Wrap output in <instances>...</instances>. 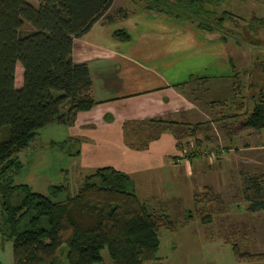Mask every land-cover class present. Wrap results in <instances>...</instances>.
<instances>
[{"label":"trees","instance_id":"trees-1","mask_svg":"<svg viewBox=\"0 0 264 264\" xmlns=\"http://www.w3.org/2000/svg\"><path fill=\"white\" fill-rule=\"evenodd\" d=\"M138 1L145 11L167 14L175 20L193 23L197 29L218 32L224 41L229 38L224 33V22L238 25L229 11L215 14L214 10L226 0H172V4L167 0ZM36 2L37 6L27 0H0L1 245L12 244L13 264H100L104 248L111 264L156 262L159 229L174 232L176 224L165 213L151 211L147 202L138 199L129 175L112 167L95 169L83 178L73 195L66 181L49 186L46 194L14 182L23 168L18 154L28 148L40 130L52 124L70 127L79 113L98 105L93 97L89 66L72 59L74 40L83 37L100 20L112 24L129 14L123 8L109 12L113 0ZM253 19L248 23L264 28V18ZM111 37L118 42L130 40L123 29L112 31ZM251 69L246 73L255 76L257 70L262 73L264 61L256 60ZM236 79L229 99L209 105L233 106L241 99L238 108L242 113L232 116L243 118L238 130L263 131L264 91L257 87L259 90L248 96L253 101L252 110L248 111V98H243V86ZM195 80L205 78L190 76L176 88ZM249 83L251 87L258 85L252 80ZM206 123L183 125L158 119L126 123L125 144L130 149L144 151L159 134L168 131L174 135L176 149L180 150V139L195 138L198 129ZM79 143L78 139L68 138L50 142L48 146L65 152L68 145ZM75 154L78 156L79 151ZM197 155L182 157L191 161ZM244 179L242 194L247 211L264 212V169ZM204 196H210L208 191ZM187 214L189 219L190 213ZM234 250L240 260L254 262L262 257Z\"/></svg>","mask_w":264,"mask_h":264},{"label":"crops","instance_id":"crops-1","mask_svg":"<svg viewBox=\"0 0 264 264\" xmlns=\"http://www.w3.org/2000/svg\"><path fill=\"white\" fill-rule=\"evenodd\" d=\"M115 2L113 0L109 9L111 13L115 12L112 11ZM116 5V10L122 8L120 4ZM139 8L114 26L100 20L83 37L74 40L72 59L89 66L93 97L98 105L79 113L70 127L56 124L46 127H50V141L61 142L68 138L80 141L76 145L80 147L76 158L78 168L71 179L63 177V182H74L77 173L86 176L95 169L112 167L131 177L139 200H150L162 206L174 199L166 196L163 184L177 179L169 178L162 183L156 171L164 163L168 168L166 161L173 157L171 163L185 164V174L193 173L190 160L178 153L174 135L165 132L150 142L144 151L130 149L125 144L124 125L150 119L183 125L208 122L195 135L196 140L205 142H208L207 130H213L214 124L221 123L225 132L221 153L226 156L238 152L237 161L244 165L243 170L245 165H252L261 172L264 169V130H238L243 118L231 116L242 113L239 105L235 106L238 108L235 111L230 104L223 107L209 105L222 98L220 94L229 99L237 77L243 86V98L251 97L252 91H264V71L259 73L261 76H256L259 89L249 83L252 80L255 84L256 77L246 73L248 66L251 69L256 65L254 56L239 41L222 40L218 32L201 31L193 24L181 23L167 14L143 12ZM114 29L126 30L130 40L118 42L112 39ZM190 76L205 80L191 81L185 87L176 88ZM219 115L220 118L211 119ZM234 120L236 123L231 122ZM197 157L200 158V154ZM39 163H42L40 157L37 158ZM62 168H56L59 176ZM147 173L150 174L147 176Z\"/></svg>","mask_w":264,"mask_h":264},{"label":"rangeland","instance_id":"rangeland-1","mask_svg":"<svg viewBox=\"0 0 264 264\" xmlns=\"http://www.w3.org/2000/svg\"><path fill=\"white\" fill-rule=\"evenodd\" d=\"M27 1L37 6L36 0ZM167 1L169 4L173 3L172 0ZM138 3L141 2L138 0H116L112 11H116V4H120V7L127 10V12H131L135 9H140L139 7L143 5ZM218 8L214 10L216 16L223 11L236 12L237 9L240 11L241 14H233L238 25L234 26L224 22V33L229 34L231 42L239 41L243 46L247 47L248 52L254 56L258 63L264 61V28L253 27V23L249 22L252 25L248 23V21L254 20L252 18L254 16H264V0H228L227 3L220 5ZM207 9L212 10L213 8L207 7ZM143 12L149 11L143 10ZM121 20L123 19H118L111 25L114 26L118 22L120 23ZM208 22H211V20ZM181 23L186 22L182 21ZM188 24L189 26L191 25V23ZM250 27H252V31L249 30ZM244 65L247 66V64ZM246 69L249 70L250 66ZM259 71H256L258 77L261 76ZM248 76L256 77L250 74ZM258 77L255 78L256 83L258 82ZM242 79H244L243 75H241ZM252 82L254 83V81ZM259 84L256 87H259ZM251 93H255V91ZM220 95L222 98L214 101L227 99L225 98L226 96L223 97V94ZM240 100L235 101L232 111L237 110L235 106L237 107L240 104ZM246 103L248 106L247 110H252L253 101L248 98ZM217 108L219 111L220 108ZM220 117L221 115L211 119ZM231 118L233 117L231 116ZM213 121L216 122V120ZM236 121L231 122L236 123ZM222 129L221 123L219 125L214 124L213 130H207L208 142L201 140L197 145L195 138L189 139L187 136H182L183 138L179 141L181 151L177 150L178 153L183 156L195 153L197 155V152H199L202 157H197L191 163L189 161L193 171L190 175L185 174V164L175 165L171 163L173 157L168 158L166 161L168 168L164 163V166H160L159 171H156V173H159L158 180L162 183L169 178L177 179L176 181L169 180L163 184L165 186L164 191L167 192L166 196L174 199L169 200L162 206L160 203L156 205L150 200L147 201V204L151 211L168 215L170 220L176 224V230L170 232L163 228L159 229L160 246L156 254L159 259L156 262L147 264H264V212L249 213L247 211V203L242 194L244 176H253L260 172L256 169V166L252 165L248 167L245 165V170L247 169L249 172L243 170L244 165L237 161L238 155L236 154L238 152L235 155L231 153V155L227 154L226 156L221 153L223 147L221 144H224L223 134L225 133ZM49 130L50 127L40 130L28 148L18 154V160L23 165V168L14 178L16 184L25 183L32 191L40 194H46L48 187L51 185L64 183L63 177L71 179L79 165L75 153L80 150V147L73 144L68 145L65 148L67 154L61 150L50 148L48 146L50 142L58 141H50L51 133ZM225 130L228 131L229 129L225 128ZM164 133L163 131L159 134L158 138ZM166 133L170 132L166 131ZM239 147L240 144L236 149ZM39 157L42 163L37 164V158ZM175 157H178V155ZM174 160L176 159L174 158ZM61 166L63 168L59 172V176L56 173V168L60 169ZM36 173L38 175H35ZM149 174L147 173V176ZM77 175L74 182L67 183L66 181L71 195L76 193L78 186L85 177L83 174L77 173ZM56 176H59L57 181ZM181 184L182 187H179ZM205 191H208L210 195L208 198L204 196ZM212 198L217 201H213ZM187 212L190 213L189 219L187 218ZM234 249H237L241 254L248 253L257 256L262 255V257L254 262L246 261L244 260L245 258L240 260L237 258ZM101 256L102 262L100 264H111L106 248L101 251ZM0 264H13L12 244L8 242L2 246L1 239Z\"/></svg>","mask_w":264,"mask_h":264}]
</instances>
